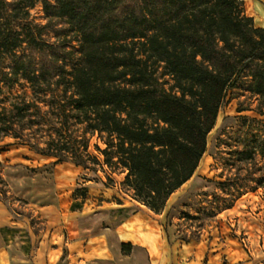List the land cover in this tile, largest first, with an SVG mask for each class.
Listing matches in <instances>:
<instances>
[{
    "label": "trees",
    "instance_id": "obj_1",
    "mask_svg": "<svg viewBox=\"0 0 264 264\" xmlns=\"http://www.w3.org/2000/svg\"><path fill=\"white\" fill-rule=\"evenodd\" d=\"M235 88L264 108V28L240 0H0V138L90 169L73 135H106L104 163L157 214Z\"/></svg>",
    "mask_w": 264,
    "mask_h": 264
},
{
    "label": "rangeland",
    "instance_id": "obj_2",
    "mask_svg": "<svg viewBox=\"0 0 264 264\" xmlns=\"http://www.w3.org/2000/svg\"><path fill=\"white\" fill-rule=\"evenodd\" d=\"M31 19L41 25L47 23L41 5L31 11ZM258 24L255 23L257 27ZM163 80L169 88L170 77ZM78 134L73 136L88 139V152L100 164L87 161L90 169L81 167L83 177L106 186L122 181L120 194L132 198L134 192L124 184L127 172L107 166L97 148H106V135L102 139L99 134ZM55 162L27 145L14 144L11 138H0V202L12 217L11 223L0 226V234L28 254L29 259L47 239L46 226L37 211L30 209L31 202L41 200L54 186ZM200 167L194 182L201 186L193 185L187 191L189 196L173 207L166 225L184 242L200 240L202 236L211 240L214 234L220 245L234 243L244 260L236 264H264V108H260L259 97L240 88L228 92L209 134ZM78 189V196H89L88 189ZM102 197L103 193H97L98 200ZM210 260L207 252L204 264H214ZM218 264L231 263L222 254Z\"/></svg>",
    "mask_w": 264,
    "mask_h": 264
},
{
    "label": "crops",
    "instance_id": "obj_3",
    "mask_svg": "<svg viewBox=\"0 0 264 264\" xmlns=\"http://www.w3.org/2000/svg\"><path fill=\"white\" fill-rule=\"evenodd\" d=\"M240 1L244 3L246 15L264 28V0ZM200 168L170 196L165 209L157 214L133 198L122 196L119 185L122 181L106 186L84 178L82 168L77 165L57 163L53 170L54 186L30 206L46 226L47 239L29 259L28 254L0 234V264H204L207 252L214 264L220 262L222 254L228 256L231 264L242 262L234 243L220 245L214 234L211 240L202 236L200 240L184 242L166 225L173 207L189 196L187 191L193 185L201 186L194 182ZM93 184L96 187H92ZM82 187L88 189L86 198L78 196V188ZM100 192L104 197L98 200ZM118 217L121 219L116 222ZM0 220L4 222L0 221L1 227L12 221L2 202ZM123 245H131L130 253L123 252Z\"/></svg>",
    "mask_w": 264,
    "mask_h": 264
}]
</instances>
